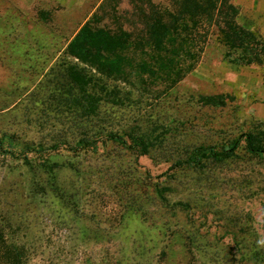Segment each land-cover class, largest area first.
Segmentation results:
<instances>
[{"label": "rangeland", "instance_id": "rangeland-1", "mask_svg": "<svg viewBox=\"0 0 264 264\" xmlns=\"http://www.w3.org/2000/svg\"><path fill=\"white\" fill-rule=\"evenodd\" d=\"M101 1L0 0V264L20 246L26 264H247L228 254L233 234L264 247V164L173 167L199 146L264 131V64H231L211 36L171 89L102 75L65 52ZM234 3L264 42V0ZM119 8L130 26L128 0ZM72 69L93 79L98 105ZM111 131L143 135L147 154L106 142ZM86 137L97 150L74 152ZM188 235L198 241L185 248Z\"/></svg>", "mask_w": 264, "mask_h": 264}, {"label": "trees", "instance_id": "trees-1", "mask_svg": "<svg viewBox=\"0 0 264 264\" xmlns=\"http://www.w3.org/2000/svg\"><path fill=\"white\" fill-rule=\"evenodd\" d=\"M121 1L102 0L96 11L71 34L65 48L66 54L93 67L98 73L118 78L122 82L134 83L136 80L141 85L165 82L166 89H171L182 73L198 63L211 36L225 49L224 58L231 64H264V42L258 31L244 29L238 24L239 9L234 0H128L131 9L123 14L131 17L130 26L123 24L119 16ZM109 18L113 19V26L103 22ZM70 77L80 87L88 106L91 107L92 103L98 105L97 97L88 88L93 84V79L76 69L70 71ZM207 101L210 104L212 98ZM8 139L10 143L13 142L11 138ZM105 140L136 151L140 156L148 151L143 135L111 131ZM17 147L22 148V154L33 152L27 150L26 146ZM87 148L97 150L96 140L92 137L79 140L72 150L79 152ZM242 158L264 164L263 130L243 133L237 139L218 146L194 148L173 169L205 170L208 164ZM152 194V200L157 198L161 203L165 201L163 193L157 189ZM197 241L195 236L188 235L184 237L183 246L189 248ZM232 241L238 250L236 254L229 252L228 255H239L247 264H264V247L258 250L254 244L246 245L235 234ZM215 243L218 244L217 241ZM1 246L4 248L2 238ZM12 250L17 251V254L11 256V252L6 251L3 264L27 263L23 247H14ZM214 257L218 261L224 259L220 252Z\"/></svg>", "mask_w": 264, "mask_h": 264}]
</instances>
